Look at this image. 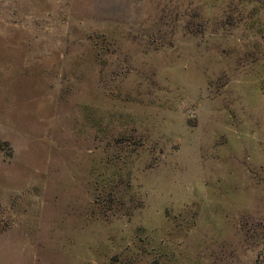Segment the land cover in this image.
<instances>
[{
	"label": "rangeland",
	"instance_id": "obj_1",
	"mask_svg": "<svg viewBox=\"0 0 264 264\" xmlns=\"http://www.w3.org/2000/svg\"><path fill=\"white\" fill-rule=\"evenodd\" d=\"M0 264H264V0H0Z\"/></svg>",
	"mask_w": 264,
	"mask_h": 264
}]
</instances>
